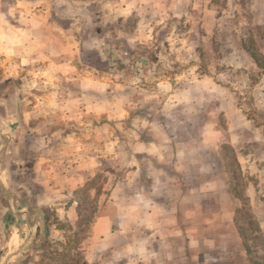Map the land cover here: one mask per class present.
I'll return each mask as SVG.
<instances>
[{
    "label": "rangeland",
    "instance_id": "1",
    "mask_svg": "<svg viewBox=\"0 0 264 264\" xmlns=\"http://www.w3.org/2000/svg\"><path fill=\"white\" fill-rule=\"evenodd\" d=\"M76 1L88 3L64 14L80 43L67 45L62 76L39 74L41 62L17 77L0 76V95L23 124L10 152L0 155V264L111 260L85 253L96 239L93 217L111 194L121 200L127 176L146 186L168 176L167 160L177 157L155 150L182 151L186 166V152L198 151L206 133L204 151L225 165L242 203L235 213L242 246L228 255L200 248L195 263L264 264V162L250 171L241 166L218 107V97L226 98L249 121L240 135L257 141L243 151L264 149V0ZM78 170L93 176L79 183ZM52 185L59 199L36 200ZM11 188L19 200H6ZM208 206L217 208L213 194ZM18 214H26L28 229L18 226L13 242L8 230L21 222ZM9 241L20 246L11 262ZM152 256L139 262L152 264Z\"/></svg>",
    "mask_w": 264,
    "mask_h": 264
},
{
    "label": "crops",
    "instance_id": "2",
    "mask_svg": "<svg viewBox=\"0 0 264 264\" xmlns=\"http://www.w3.org/2000/svg\"><path fill=\"white\" fill-rule=\"evenodd\" d=\"M87 3L76 0H0V76L17 77L21 74L19 71L29 70L28 65L36 62H41V67L37 69L39 74L62 76L66 71L68 46L70 49L76 48L80 43L76 35L71 36L77 30L76 23L69 24L64 14L71 10H83ZM218 99V107L224 110L229 125L226 141L236 148V159L242 163L241 166L248 167L250 171L252 163L257 160L264 162V149H241L244 143H254L257 138L246 140L242 137L240 131L247 127L249 121L226 98ZM6 100L0 95V155L10 152L18 136L16 131L23 125L20 114L13 111L14 107L7 105ZM208 125L207 122L205 132ZM206 134H202L198 151L192 149L186 152V166L181 164L185 155L182 151L174 152L172 148L167 152L155 150L153 155L177 157L173 161L167 160V169L164 170L168 176L161 180L156 177L148 186L138 183L139 180L134 185L127 176L121 200H114L112 194L109 196L111 200H107L102 210L93 217L91 234L96 239L86 247L85 253L95 258L107 254L111 260L103 263L91 260L90 264H147L139 261H146L147 255L152 254V264H196L195 256L199 255L200 248L205 247L219 250L223 255L232 253V249H239L241 253L242 238L235 223V213L242 203L230 185L231 179L225 165L223 168L218 167L219 163L215 162L211 152L204 151L208 147ZM39 171L43 173L47 168ZM53 172L56 173L55 170ZM76 173H79V183L93 176L89 170H78ZM57 174L63 176L62 171ZM132 186H138V189L133 187L132 191ZM53 187L50 195L45 193L36 200L47 204L50 200L59 199L58 189ZM13 189L10 197L5 195L6 200H19L14 196ZM212 194L217 205L215 211H211L208 206ZM28 200L35 199L29 197ZM18 215L21 216V222H11L8 230V238L13 242L17 241L20 234L18 226L23 224L24 227L27 220L26 214ZM25 228L28 229L27 225ZM120 239L121 245L118 244ZM6 245V255H11L7 261L11 262L20 246L12 249L11 243ZM137 245L139 256L136 261ZM143 253L145 257H141ZM115 257H123L121 263ZM205 261L204 264H223L221 261Z\"/></svg>",
    "mask_w": 264,
    "mask_h": 264
}]
</instances>
